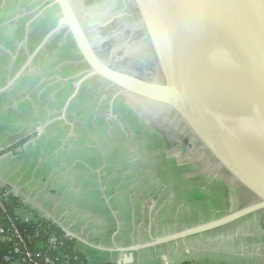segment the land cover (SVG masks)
<instances>
[{
  "label": "crops",
  "instance_id": "0c3cea01",
  "mask_svg": "<svg viewBox=\"0 0 264 264\" xmlns=\"http://www.w3.org/2000/svg\"><path fill=\"white\" fill-rule=\"evenodd\" d=\"M61 18L56 0H0V191L18 219L57 225L90 264H264V211L146 248L243 209L245 189L207 173L131 100L150 103L98 77L77 93L90 69L68 29L40 48ZM235 225L230 244L214 237Z\"/></svg>",
  "mask_w": 264,
  "mask_h": 264
},
{
  "label": "water",
  "instance_id": "95a60500",
  "mask_svg": "<svg viewBox=\"0 0 264 264\" xmlns=\"http://www.w3.org/2000/svg\"><path fill=\"white\" fill-rule=\"evenodd\" d=\"M134 1L160 63L161 79L148 80L108 66L70 0H56L62 18L40 48L68 29L90 69L77 93L84 81L98 77L124 94L166 107L226 175L257 199L222 219L146 247L152 248L264 211V0Z\"/></svg>",
  "mask_w": 264,
  "mask_h": 264
},
{
  "label": "flooded vegetation",
  "instance_id": "af4514ba",
  "mask_svg": "<svg viewBox=\"0 0 264 264\" xmlns=\"http://www.w3.org/2000/svg\"><path fill=\"white\" fill-rule=\"evenodd\" d=\"M106 2L113 3L115 1L122 3L124 7H121L123 12L119 16H111L105 22H98V24H92L87 18L85 19L95 32L94 38H96L97 45L95 44L92 36L86 30L79 14L76 12L73 4L71 3L80 23L88 33L91 42L95 46L98 54L106 62L108 60L112 64H108L115 69L130 72L142 78L148 80L161 79V72L155 67L153 61H141V59H134L132 55L126 54L129 44H134L137 47L147 45L150 43L147 31L143 25L140 15L128 6L124 0H105ZM109 11H112L110 6ZM114 12V11H112ZM105 19V18H104ZM103 17L99 20H104ZM151 51V48L150 50ZM133 54L132 52H129ZM135 108L143 113L146 119L162 130L168 137L175 143L181 144L184 148H189L191 154L199 160L209 165L210 172L214 174L220 173L226 175V173L220 168V166L212 159L209 153L204 149L198 139L192 134L191 131L184 125L182 120L171 110L160 105H152L147 108L143 103L131 100Z\"/></svg>",
  "mask_w": 264,
  "mask_h": 264
},
{
  "label": "trees",
  "instance_id": "16d2710c",
  "mask_svg": "<svg viewBox=\"0 0 264 264\" xmlns=\"http://www.w3.org/2000/svg\"><path fill=\"white\" fill-rule=\"evenodd\" d=\"M5 205L6 214H0V227L8 231L13 227L11 221L16 223V226L29 238V249L37 258L35 264H46L47 259L50 260L49 264H90L76 251V241L67 236L57 225L40 220L37 223H22L15 214L21 204L14 197H10ZM3 238L4 236L0 234V264H10L11 262L5 261V257L9 256L12 244L2 241ZM52 238L56 239L53 245L50 244Z\"/></svg>",
  "mask_w": 264,
  "mask_h": 264
},
{
  "label": "rangeland",
  "instance_id": "374dc122",
  "mask_svg": "<svg viewBox=\"0 0 264 264\" xmlns=\"http://www.w3.org/2000/svg\"><path fill=\"white\" fill-rule=\"evenodd\" d=\"M70 1L73 4L76 12L79 14L81 20H82V18H87L90 21V23H92V24H95V23L98 24V22L100 23V22L107 21L108 18L111 16V13H113L112 11L116 10L115 7H112V9H111L112 11H109V7H108L109 3L106 2L105 0H70ZM102 17H103V19L104 18L105 19L99 20ZM82 21H83L84 26L86 27V30L92 36L91 38H93L96 46H98L96 38H94V35H92V34H95V32H93V30H92V29H94L93 27H95V26H92V25L90 26V24L85 19H83ZM143 25H144V23H143ZM144 27H145V25H144ZM145 29H146V27H145ZM147 34H148V32H147ZM148 37H149V35H148ZM149 40H150V37H149ZM150 48H151V51H149ZM129 52H132L133 54H130ZM126 54L132 55L134 59H137V60L141 59V61H144V62L153 61L155 67L158 68V70H160V63H159L157 56H156V53L152 47L151 40H150V43H148L145 46L143 45V47L142 46L137 47L134 44H129V47H128V50L126 51ZM106 62L109 65L112 64L108 60H106ZM122 107L126 108L125 110H132V109H129L127 107V105H123ZM150 125L155 126L152 123H150ZM197 161H198V165H200L202 168L204 167L203 169L207 173H210L211 167L209 165L207 166V164L204 163L202 160L197 159ZM218 174H220V173H218ZM222 179L226 180V178H222ZM231 189L232 188L230 187V190ZM232 190H234V189H232ZM240 193H241V190H239V193L236 195L239 198L238 201L241 204V206H244L243 208L248 207V206L257 202V199L252 194H250L247 190H244V194H242V193L240 194ZM214 202H215V209L217 211H222L224 205L222 206L221 202H219L217 200H214ZM198 224H200V223H198ZM238 230L241 231L242 227L235 225L231 229L226 228L224 230H221L220 232H218V234L217 233L214 234L215 235L214 237H222V240H220L219 243L230 244L233 241V238H235L237 236ZM206 237H208V235H206Z\"/></svg>",
  "mask_w": 264,
  "mask_h": 264
},
{
  "label": "built area",
  "instance_id": "2783aa9c",
  "mask_svg": "<svg viewBox=\"0 0 264 264\" xmlns=\"http://www.w3.org/2000/svg\"><path fill=\"white\" fill-rule=\"evenodd\" d=\"M11 197V194L9 191H0V214H6V202ZM20 220V219H19ZM21 221V220H20ZM39 219H31L28 222H38ZM43 221V220H40ZM12 222V228L8 231H6L4 228L0 227V234L4 236L2 241H8L11 243V251L9 252V256L5 257V261L13 263H20V264H35V261L37 258L33 255V253L30 251L28 242L29 238L27 235H25L17 226L14 221ZM22 222V221H21ZM26 222V223H28ZM24 223V222H22ZM9 234V238H8ZM56 239L52 238L50 241V244L53 245L55 243ZM16 257V259H15ZM13 258L15 260H13ZM46 264L50 263V260H45Z\"/></svg>",
  "mask_w": 264,
  "mask_h": 264
}]
</instances>
